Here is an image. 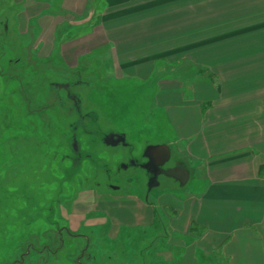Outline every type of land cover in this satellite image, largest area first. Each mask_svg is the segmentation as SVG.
Masks as SVG:
<instances>
[{"label": "crops", "instance_id": "crops-1", "mask_svg": "<svg viewBox=\"0 0 264 264\" xmlns=\"http://www.w3.org/2000/svg\"><path fill=\"white\" fill-rule=\"evenodd\" d=\"M10 1L37 59L98 77L101 62L106 80L150 90L169 127L152 146L187 173L177 188L202 169L200 192L155 197L179 264H264V0ZM144 201L113 224L151 225Z\"/></svg>", "mask_w": 264, "mask_h": 264}, {"label": "rangeland", "instance_id": "rangeland-1", "mask_svg": "<svg viewBox=\"0 0 264 264\" xmlns=\"http://www.w3.org/2000/svg\"><path fill=\"white\" fill-rule=\"evenodd\" d=\"M11 3L0 0V264L16 263L29 247L30 257L22 264H62L75 259L66 257L67 250H60L61 218L69 222L66 226L74 233L94 231L89 246L94 264H179L181 250L167 242L170 236L164 230L171 214L161 212L155 197L169 194L184 199L189 193L200 192L205 185L202 169L193 168L191 180L178 188L174 181L160 177L159 187L147 194L144 174L145 179L138 180L131 167L125 171L122 166H128L129 152L141 154L158 142L160 129L167 132L169 128L161 112H156L155 117L149 115L150 90L137 83L126 87L125 82L106 80L101 62L93 63L98 77L87 76L82 69H78L79 73L68 71L58 61L37 59L29 48L30 40L14 31ZM73 81L83 84L74 91L85 100L83 109L89 103L85 109L91 111L93 119L83 124L82 158L74 165L67 160L72 155L69 130L62 129L64 122L68 126L74 118L63 120L57 104L43 113L42 121H32L25 114L28 104L35 109L52 104L57 96L64 97V92L54 91L51 83ZM65 104L72 105L67 98ZM27 118L37 127L45 128L50 123L49 143L32 140L42 135L26 125ZM63 131L67 133L65 138L59 136ZM108 133L123 135L125 146L104 145L102 139ZM173 158L176 157L170 158L165 168L176 163ZM144 196L152 208L151 225L111 222L115 218L122 221L124 213H135L134 220L139 219L135 218L138 213L144 216V208H138L137 203H142ZM129 200L134 201V206ZM171 237L185 245L191 242L184 236ZM46 245L47 250L58 252L41 254ZM170 253L175 256L170 258ZM197 256L201 261V252Z\"/></svg>", "mask_w": 264, "mask_h": 264}, {"label": "flooded vegetation", "instance_id": "flooded-vegetation-1", "mask_svg": "<svg viewBox=\"0 0 264 264\" xmlns=\"http://www.w3.org/2000/svg\"><path fill=\"white\" fill-rule=\"evenodd\" d=\"M81 84V86L83 85L81 82L78 81H73V82H65V83H60V82H54L51 83L50 86L54 89V91H63L64 92V97H58L54 99V101L52 102V104H47L45 107H40V108H35V109H31L30 106H32L31 104H28L26 106V116L30 117L33 121V119H37V120H44L42 118L43 113L44 112H48L50 109H53L55 107V105H58V110L60 111L59 114L61 116V118L63 120L66 119V117H71L74 118V121H72L71 123L68 124V126L65 124V122L62 125V129L64 130L65 127L69 130V134H68V143L69 145H71V150H72V155L68 157V161L70 162V164L74 165L75 162L77 160H81L82 158V148H81V136H82V131L85 130L83 129V124L87 123L88 121H92V115H91V111L85 108L89 107V103H87V105H85L84 109H83V105H84V99L81 98V96L77 95L78 93H76L74 91L75 87H78L77 85ZM87 85V84H86ZM84 84V86H86ZM68 99L72 105L71 107H67L65 104V99ZM46 101H49L47 99H45ZM83 111H85L86 113H83ZM25 114L23 113V116H25ZM25 116V117H26ZM22 119H24L22 117ZM28 119V118H27ZM31 119H28L26 122L27 126H30V128H32L33 130L37 131L39 134L42 135V138H35L32 139L37 140V141H41L42 143H49L50 141V136H51V126L50 123H48L47 127H37L35 124H33V122L31 121ZM12 125V124H11ZM55 130L52 129V132H54ZM87 134V133H86ZM111 134H116V135H121L120 133H108L107 135L104 136V138L102 139V143L105 145L104 140L105 138H107L109 135ZM53 135V134H52ZM67 135V133L65 131L61 132L59 136H61V138H65V136ZM85 135V134H84ZM58 136V135H55ZM58 136V138H59ZM31 139V138H30ZM116 139V138H114ZM121 146V145H118ZM128 149H131V147H129ZM142 154H139L137 156L133 155V152H129L128 156H127V164L128 166L125 167V165H123L122 167L124 168L125 171H127L129 169V167H131L132 170H134V172L137 174V177L140 179H145L143 178V174L144 176L147 178V186L146 189L148 188V183H150V180L152 178V175L147 172L144 169L145 164L147 163V160L142 157ZM178 167L176 165H172V167L170 168H165V166L163 167V169H161L162 173L166 170H170V169H177ZM118 173H120L121 169L117 170ZM160 177H164L167 180H171L166 178L163 174L160 175L157 179V181H159ZM140 183V181H139ZM1 184V182H0ZM159 187V184L158 186ZM1 185H0V191H1ZM114 189V188H113ZM15 190H17L15 188ZM115 191L118 190V188L114 189ZM151 191V190H150ZM150 191H148L147 189V194L150 193ZM2 192V191H1ZM5 195L7 194L6 191H4ZM11 197H13V195H11ZM32 198V196H31ZM129 198H133L136 199V197L134 196H129ZM147 198V196H144V200ZM143 200V202L141 203L140 201H138V207H140L142 204L145 203V201ZM95 205V204H94ZM1 207V206H0ZM30 207V206H27ZM75 207V206H74ZM73 207V208H74ZM88 217H90L91 219L94 218L91 215H89ZM61 220L63 221V225L61 226V228L58 229L59 233V240L60 243L62 244L61 246V252L64 250L66 251V257L70 256V257H75V259H72L69 262H63L62 264H94L95 258L93 257V255L89 254V246H90V241L94 239V231L92 229H89L90 231L87 232L86 234H77L74 233L70 230V228H67L66 225H68L69 222H67V220L65 218H61ZM94 220V219H93ZM112 222V220H111ZM113 223V222H112ZM61 237V238H60ZM32 246V245H31ZM49 246L46 245L44 247V251H40L41 254L47 252L48 255L50 256L52 252H54V254H56L58 251H52V250H47ZM31 247H29L27 249L26 252L22 253V256L20 257V260L16 261V263L14 264H22L24 263V261L30 257V250ZM60 252V251H59ZM73 262V263H72ZM40 263H43V261ZM46 263V262H45Z\"/></svg>", "mask_w": 264, "mask_h": 264}, {"label": "water", "instance_id": "water-1", "mask_svg": "<svg viewBox=\"0 0 264 264\" xmlns=\"http://www.w3.org/2000/svg\"><path fill=\"white\" fill-rule=\"evenodd\" d=\"M104 143L108 147L125 146V137L123 135L111 134L105 138ZM142 157L147 160L144 169L152 175L150 183H148V191L158 186L157 179L162 174L168 179H176L180 184H185L187 173L180 168L166 170L162 173L161 169L170 160V152L165 145L147 146L143 150Z\"/></svg>", "mask_w": 264, "mask_h": 264}, {"label": "trees", "instance_id": "trees-1", "mask_svg": "<svg viewBox=\"0 0 264 264\" xmlns=\"http://www.w3.org/2000/svg\"><path fill=\"white\" fill-rule=\"evenodd\" d=\"M1 208V207H0ZM1 209H3V208H1Z\"/></svg>", "mask_w": 264, "mask_h": 264}]
</instances>
